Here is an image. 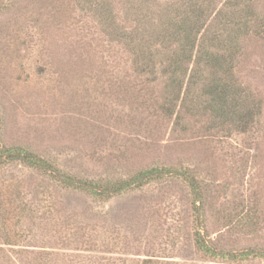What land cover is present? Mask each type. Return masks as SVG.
<instances>
[{
  "label": "rangeland",
  "instance_id": "obj_1",
  "mask_svg": "<svg viewBox=\"0 0 264 264\" xmlns=\"http://www.w3.org/2000/svg\"><path fill=\"white\" fill-rule=\"evenodd\" d=\"M124 2L108 0L128 25ZM88 9L85 0H0V141L85 179L189 168L205 192L213 242L264 246V0H215L204 19L224 38L248 31L235 61L239 84L261 111L248 132L219 121L184 132L149 114L162 84L136 75L121 41L108 49L99 14ZM192 232L193 199L180 178L104 201L0 161V257L17 264L20 256L34 264H230L203 258Z\"/></svg>",
  "mask_w": 264,
  "mask_h": 264
},
{
  "label": "trees",
  "instance_id": "obj_2",
  "mask_svg": "<svg viewBox=\"0 0 264 264\" xmlns=\"http://www.w3.org/2000/svg\"><path fill=\"white\" fill-rule=\"evenodd\" d=\"M85 1L88 10L95 9L96 15L99 14L108 49L114 51V43L121 41L132 54L131 67L136 75L143 76L151 86L162 84L164 91L154 92L157 97L161 94V102L157 98L159 104L149 108L144 105L153 117L170 118L173 127H181L184 132L207 131L213 127V121L239 125L244 128L242 132L256 126L261 112L259 104L239 84L235 74L239 41L248 31L229 33L227 38L217 30L209 31L204 19L215 0H168L165 5L160 4L164 0L160 3L158 0L149 3L125 0L123 12H126L128 25L118 22L108 0ZM154 1L156 4L151 5ZM201 119L208 124H200ZM0 161L22 162L44 172L64 188L104 201L156 180L180 178L187 184L193 199L192 242L203 258L230 264H255L249 261L264 260V246L223 248L213 242L206 231L205 192L199 177L189 168L156 165L123 178L85 179L62 172L22 146H5L1 141ZM31 258L34 259L24 261L20 256V264H34L36 258ZM41 263L42 260L37 262ZM0 264L17 263L2 256Z\"/></svg>",
  "mask_w": 264,
  "mask_h": 264
}]
</instances>
